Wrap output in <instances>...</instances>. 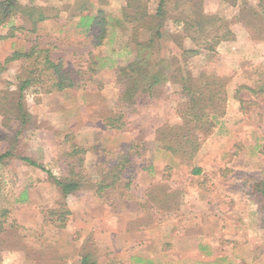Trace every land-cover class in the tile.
I'll return each mask as SVG.
<instances>
[{
  "label": "rangeland",
  "instance_id": "obj_1",
  "mask_svg": "<svg viewBox=\"0 0 264 264\" xmlns=\"http://www.w3.org/2000/svg\"><path fill=\"white\" fill-rule=\"evenodd\" d=\"M18 1L54 9L50 11L54 17L39 23L34 33L23 31L0 41V62L12 49L39 43L50 58L80 72L74 75L75 86L60 92L29 88L24 98L29 117L24 126L14 121L9 103L16 75L34 59L10 62L0 74V153H13L0 164V264H78L86 251L98 264H264L257 204L245 195L249 185L264 176V94L259 91L264 87V0L203 1L206 12L227 20L234 37L221 52L216 48L215 54L202 52L189 61L193 76L206 71L226 82L225 113L214 118L215 126L208 133L199 135V150L191 160L165 151L155 141L153 130L105 127L106 117L124 112L117 100L114 68L102 67L92 75L89 69L94 59L107 57L111 49L119 52L127 46L117 58L119 64L130 58L131 25L115 22L124 0H108L103 6L111 20L98 46L90 43L94 41L91 35L74 27L75 19H69L73 0ZM242 1L256 14L243 9ZM173 2H167L168 17L175 13ZM156 3L147 0L148 10L154 12ZM238 25L249 36L238 33ZM165 29L175 30L171 19L165 21ZM138 36L141 40L147 37L141 31ZM164 44V49H175L170 41ZM183 46L192 43L184 40ZM235 84L257 92L251 95L241 89L237 94L240 102ZM179 89L174 83L164 87L167 93ZM157 105L153 111L161 114ZM170 105L174 107L175 102ZM165 113L157 117L166 124L181 122L176 115ZM152 124H157L156 119ZM71 132L76 138L69 135L66 140L64 136ZM139 138L142 142L137 144ZM76 142L87 144L82 168L90 183L105 168L114 166L122 154L129 153L133 159L123 170L118 191L106 189L100 197L103 192L98 195L95 188L87 187L67 196L64 205L69 213L63 215L64 226L58 227L63 206L58 204L55 186L45 172L19 157H28L59 174L55 159ZM194 166L211 177L198 181L190 171ZM3 210L7 212L2 214ZM222 233L226 236L223 245L218 243L223 240ZM213 236L219 250L192 249ZM256 237L261 240H250ZM233 239L243 246L241 250L232 246ZM112 258L117 263L108 261Z\"/></svg>",
  "mask_w": 264,
  "mask_h": 264
},
{
  "label": "trees",
  "instance_id": "obj_2",
  "mask_svg": "<svg viewBox=\"0 0 264 264\" xmlns=\"http://www.w3.org/2000/svg\"><path fill=\"white\" fill-rule=\"evenodd\" d=\"M203 1L205 0H174L172 10L175 13L168 17V0H156L154 12L148 10L147 0H124L125 4L121 7L120 16L115 17V22L119 25L122 23L131 25L128 43L132 45L133 53L130 50L128 53L130 58L119 64L116 62L117 58L127 46L121 47L119 52L111 49L107 57L94 59L89 69L92 75L95 70L102 67L114 68L117 100L124 112L118 111L106 117L104 119L106 128L139 132L153 130L155 141L161 144L165 151L185 160H191L196 155L200 146L199 135L208 133L215 126L214 118L225 113L226 102L224 89L226 82L224 84L221 77L217 80L218 76L207 74L206 71L193 76L189 70V61L202 52L215 54L219 43L232 40L234 37L227 20L206 12ZM107 3L108 0H73L70 4L69 19H75L76 29L91 35L94 41L90 43L94 46L103 43L110 24L111 18L105 15L103 10ZM242 3L243 9L247 8L253 15L256 14L253 7L247 6L245 1ZM53 10L33 4L22 5L18 0H0V41L15 38L23 31L34 33L39 23L54 17L51 14ZM167 19H171L174 31L165 29ZM26 24L29 26L26 27ZM139 31L146 33L147 37L139 39ZM112 38L113 36L107 41L111 42ZM184 40H190L192 46L184 47ZM166 41H170L175 49H164ZM32 58L34 60L29 67H24L16 75L13 99L9 103L15 112L14 121L19 122L21 126H24L29 117L24 101L29 88L41 89L44 93L60 92L74 87L76 82L74 75L80 72L66 67L61 60L50 58L47 49L39 43H31L29 47L12 49L0 62V74L10 62ZM166 83L179 85V91L167 93L164 90ZM233 88L236 99L240 102L242 99L237 94L241 89L251 95L257 92L244 84H235ZM259 91L264 94V87H260ZM170 102H175V106H171ZM156 103L157 111L161 114L154 113L153 107ZM149 111L153 116L148 113ZM164 113L176 115L181 122L176 125L166 124V120L161 121V117H157ZM155 119L157 124L153 125ZM69 135L76 138L74 132L66 134L64 138L68 140ZM141 142L142 139L139 138L136 143ZM87 150L86 143L85 145L71 143L68 150L55 159L59 174H53L45 166L28 157H19L21 161L45 172L55 186L58 204L63 206L60 207L61 211L57 218L60 221L58 227L64 226L63 215L69 213L64 205L67 196L87 187L95 188L98 195L103 192L100 197L105 195L106 189L118 191L123 179V170L129 168L133 159L129 153L122 154L114 166L105 168L100 172L99 178L90 183L82 168L83 156ZM12 156L11 150L0 153V164ZM190 171L198 181L204 182L207 177H211L199 166H194ZM123 185L127 186V183ZM245 195L250 196L257 204L264 235V176L255 179L245 191ZM116 196L120 194L117 193ZM23 197L24 192L20 194V199ZM6 212L1 211L2 214ZM108 261L117 263L113 258ZM78 264H98V260L91 252L86 251L81 255Z\"/></svg>",
  "mask_w": 264,
  "mask_h": 264
},
{
  "label": "crops",
  "instance_id": "obj_3",
  "mask_svg": "<svg viewBox=\"0 0 264 264\" xmlns=\"http://www.w3.org/2000/svg\"><path fill=\"white\" fill-rule=\"evenodd\" d=\"M75 27V26H74ZM76 28V27H75ZM240 28H242V27H239V25H238V28L236 29V27H235V30L238 32V33H243V32H245L246 34H247V36H249V33L247 32V30L245 31L243 28H242V30L243 31H240ZM79 32H81V33H85L86 34V32H84V31H81V30H79V29H77ZM238 42V41H237ZM235 42H232L231 44H234ZM225 44V45H224ZM228 44L229 43H227V41H225V42H221L218 46H217V50H219L220 51V49L223 47V46H225V47H223V48H226V46H228ZM221 52V51H220ZM160 176H162V174L160 175ZM224 235V233H222V236ZM215 237H216V235H215ZM225 239H226V236L224 237L223 236V240H220L218 243H220L221 245H223V244H225ZM235 239V238H234ZM234 239H233V243H232V246H234V247H237L236 249H238V250H241V247H243V246H240V244H236V243H234ZM237 239H239V237L237 238ZM252 242L253 241H255V242H259L261 239L260 238H258V237H256V238H251L250 239ZM214 242H215V239H214V236L212 237V238H205L204 239V241L203 242H198L192 249L193 250H196V251H202V250H205V251H207V250H209V252H215L218 248H217V246H215V244H214ZM235 244V245H234ZM239 245V246H238ZM220 247H222V246H220ZM232 249H234V248H232ZM219 250V249H218ZM222 252V259H224L223 257H225L226 255L225 254H223L224 252L223 251H221ZM237 252V251H236ZM206 253V252H205ZM233 256H239V255H233ZM241 257V256H240Z\"/></svg>",
  "mask_w": 264,
  "mask_h": 264
}]
</instances>
